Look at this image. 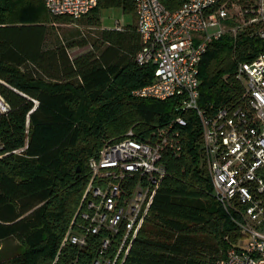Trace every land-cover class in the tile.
I'll list each match as a JSON object with an SVG mask.
<instances>
[{"label": "trees", "instance_id": "1", "mask_svg": "<svg viewBox=\"0 0 264 264\" xmlns=\"http://www.w3.org/2000/svg\"><path fill=\"white\" fill-rule=\"evenodd\" d=\"M112 3L134 12L132 0H98L79 18L53 15L43 0H0V93L10 106L0 115V241L15 238L21 247L0 264H90L93 238L80 249L63 247L54 261L88 182V159L130 127L136 136L177 129L179 115L186 121L178 128L182 149L165 151V175L124 264H217L238 238L201 161L194 112L180 109L177 98L131 94L154 69L135 61V23L101 26L92 47L77 55L68 49L86 44L84 35L77 41L76 32H55L60 17L99 25V7ZM263 48L264 39L247 32L212 39L199 64L198 106L231 104L242 90L238 62Z\"/></svg>", "mask_w": 264, "mask_h": 264}, {"label": "built area", "instance_id": "2", "mask_svg": "<svg viewBox=\"0 0 264 264\" xmlns=\"http://www.w3.org/2000/svg\"><path fill=\"white\" fill-rule=\"evenodd\" d=\"M53 15L79 18L98 0H43ZM141 45L135 61L153 66L151 80L132 90L137 98H177L192 110L200 128L199 152L215 199L231 213L238 238L217 264H264V48L238 62L241 92L231 104L201 108L199 64L208 43L225 32L264 39V0H132ZM55 23V22H54ZM124 25L115 20L114 28ZM210 27H215L209 32ZM10 106L0 93V115ZM179 127L186 121L175 118ZM171 125L136 136L132 128L106 141L88 159L89 179L61 238L65 246L85 247L93 238L90 264H124L149 215L165 175V151L182 149ZM169 129V130H168ZM69 264H77L73 259Z\"/></svg>", "mask_w": 264, "mask_h": 264}, {"label": "rangeland", "instance_id": "3", "mask_svg": "<svg viewBox=\"0 0 264 264\" xmlns=\"http://www.w3.org/2000/svg\"><path fill=\"white\" fill-rule=\"evenodd\" d=\"M98 10L100 16V24L93 27L83 23L82 20L71 21L68 17H60L58 19H55V32H60L62 36L64 35L62 33L76 32L75 40L80 41L81 36L83 35L84 36L82 37V40H87L86 44H77L76 46H73L72 48L68 49L70 55H77V53H81L91 48L92 46L90 42L93 38L98 35V31L101 26L113 27L116 19H120L121 23L125 26L132 25L133 23H135L134 12L124 10L122 3H112L107 6H100ZM214 29L215 27H210L208 30L209 32H213ZM65 42H67V40H65ZM131 128L132 127H130L129 129ZM132 129L134 130V128ZM124 134L125 132L122 133L120 136H123ZM20 249L21 247L17 239L8 238L2 240L0 241V258L10 257L14 253L20 251Z\"/></svg>", "mask_w": 264, "mask_h": 264}]
</instances>
